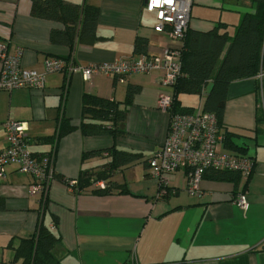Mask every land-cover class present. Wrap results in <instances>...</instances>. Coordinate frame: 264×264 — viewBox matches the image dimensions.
Segmentation results:
<instances>
[{
  "label": "crops",
  "instance_id": "obj_1",
  "mask_svg": "<svg viewBox=\"0 0 264 264\" xmlns=\"http://www.w3.org/2000/svg\"><path fill=\"white\" fill-rule=\"evenodd\" d=\"M65 1L98 7L99 38L94 43L74 41L72 48L53 44L49 33L62 29L60 23L31 16L30 0H0V42L9 52L22 48L24 68L43 71L47 57L81 66L130 57L137 36L147 38L146 55L181 46L153 29L155 16L143 8L144 0ZM148 14L150 25L143 21ZM209 26L211 22L194 20L190 10L189 28L207 31L216 24ZM161 75L159 70L123 79L99 75L86 82L78 72L56 71L45 75L41 89L0 90V151L7 145L4 124L23 121L28 150L34 157L50 152L53 167L42 195L28 194L29 175L13 165L5 167L6 177L0 179V264L12 258L11 246L31 237L40 225L59 237L52 252L62 264H264V73L229 83L220 120L224 140L219 151L250 158L249 175L217 180L206 173L199 195L187 191L185 169L170 174L165 187L149 173L147 161L162 146L169 123L167 113L157 108L158 95L171 91L160 83ZM210 84L198 94V107L202 108ZM131 85L138 89L118 125L120 132L82 135L83 93L123 103ZM180 97L182 106L198 108ZM59 117L74 129L52 139ZM226 130L231 133L228 140ZM108 148L140 154L136 162L111 174L110 180L126 191L114 189L106 195L89 191L105 181L79 189L82 170L96 172L110 159L103 155L82 159L83 153ZM240 193L247 200L245 209L234 203Z\"/></svg>",
  "mask_w": 264,
  "mask_h": 264
},
{
  "label": "trees",
  "instance_id": "obj_2",
  "mask_svg": "<svg viewBox=\"0 0 264 264\" xmlns=\"http://www.w3.org/2000/svg\"><path fill=\"white\" fill-rule=\"evenodd\" d=\"M250 1L252 10L243 12L231 34L227 31V25L220 22L207 31L191 29L188 26L178 48L180 74L171 87L173 112H191L193 108L181 105L178 94H201L205 85L210 82L202 109L214 113L221 127L220 120L229 83L264 73V0ZM30 15L63 26L62 29H51L49 41L53 44L72 48L74 41L92 44L99 38L96 34L99 9L88 3L30 0ZM133 54H147V38L142 36L135 38ZM137 89L134 85L129 86L128 98L123 103L83 93L79 123L81 134L95 136L119 133L118 125L125 120L126 106ZM72 129L74 126L67 119L59 117L57 133L52 139L59 138ZM230 134L229 131H225L227 140ZM96 155L110 159L96 172L92 169L82 170L77 187L86 190L94 183L105 181L104 186H97L89 191L99 195L109 194L114 189L126 191L124 185L110 180L111 174L136 162L140 154L130 150L108 148L104 151L84 152L82 159ZM46 156L51 157V153H43L37 157ZM206 173L217 180H236L239 175V172L233 170L209 169L204 176ZM58 242L59 237L52 230L40 225L31 237L20 239L17 245L11 246L12 258L2 264H62L52 252Z\"/></svg>",
  "mask_w": 264,
  "mask_h": 264
},
{
  "label": "built area",
  "instance_id": "obj_3",
  "mask_svg": "<svg viewBox=\"0 0 264 264\" xmlns=\"http://www.w3.org/2000/svg\"><path fill=\"white\" fill-rule=\"evenodd\" d=\"M192 3L193 0H144L143 8L154 14L155 31L181 41L189 26ZM22 54V48L9 52L7 45L0 42V90L41 89L45 75L56 71L68 74L78 72L84 81L89 82L99 75L123 79L131 73L159 70L162 72L160 83L167 87H172L180 74L178 48H165L156 56L138 54L86 66L61 57H47L43 62V71L24 68ZM172 95L171 91L158 95L157 108L167 113L168 130L162 146L148 160L149 173L159 181L160 187H165L168 176L179 169L186 170L187 191L195 195L200 194L201 180L209 169L233 170L246 178L252 168V160L243 155L219 151L224 134L217 116L201 107L187 113L173 112ZM4 127L7 145L0 151V179L6 177L5 167L13 165L18 172L32 178L27 186L28 194H44L53 176L52 158L32 156L27 148L26 122L8 120ZM234 203L242 209L247 207L246 197L241 193Z\"/></svg>",
  "mask_w": 264,
  "mask_h": 264
},
{
  "label": "rangeland",
  "instance_id": "obj_4",
  "mask_svg": "<svg viewBox=\"0 0 264 264\" xmlns=\"http://www.w3.org/2000/svg\"><path fill=\"white\" fill-rule=\"evenodd\" d=\"M191 15L194 20H200L203 22H211V26L217 24L219 21L227 23V31L233 33L234 25L238 23V16L245 10L242 8H252L250 0H193ZM152 14V13H151ZM144 23L150 25L152 23V17L150 14L144 17ZM215 23V24H214ZM169 38V37H168ZM172 42H178V40L169 38ZM168 93V92H164ZM183 101L193 105L197 108L199 105V95L180 93ZM180 97V98H181Z\"/></svg>",
  "mask_w": 264,
  "mask_h": 264
}]
</instances>
